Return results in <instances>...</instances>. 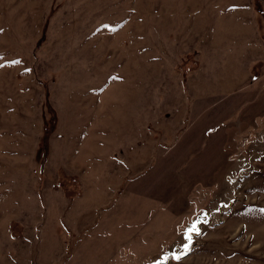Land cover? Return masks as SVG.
I'll use <instances>...</instances> for the list:
<instances>
[{"label": "rangeland", "instance_id": "374dc122", "mask_svg": "<svg viewBox=\"0 0 264 264\" xmlns=\"http://www.w3.org/2000/svg\"><path fill=\"white\" fill-rule=\"evenodd\" d=\"M0 264H264V0H0Z\"/></svg>", "mask_w": 264, "mask_h": 264}]
</instances>
